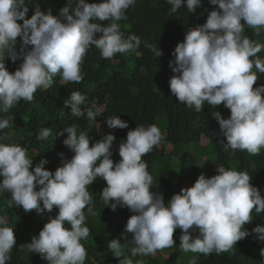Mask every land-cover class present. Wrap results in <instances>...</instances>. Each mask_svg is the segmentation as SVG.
I'll return each instance as SVG.
<instances>
[{
    "label": "clouds",
    "instance_id": "1",
    "mask_svg": "<svg viewBox=\"0 0 264 264\" xmlns=\"http://www.w3.org/2000/svg\"><path fill=\"white\" fill-rule=\"evenodd\" d=\"M135 2L67 0L53 15L50 8L42 11L36 0H0V113H9L21 100L31 102L37 89H47L57 75L62 83H80L84 77L81 66L91 47L98 49L102 58L111 59L117 53L135 52L143 43L159 58L162 52L156 44L135 34L125 36L121 30L119 21L127 19L126 11ZM166 2L170 16L182 7L193 13L202 5V0ZM208 2L218 7L208 12L203 24L188 28L174 48L169 89L180 103L198 113L205 104L215 109L223 104L230 115L222 118L219 111L212 115L226 140L221 141L225 151L259 155L264 149V84H254L258 73L264 74V56L259 55L264 52V42L249 38L245 29H252L257 37L264 32V0ZM29 4L34 5L30 18ZM6 58L13 62L20 58L21 63L9 72ZM85 101V95L72 91L64 103L72 115L86 117L90 126L96 125L104 110L82 112L80 106ZM12 121L13 115L0 116V132L12 127ZM105 122L111 129L128 127L118 115L108 116ZM63 131L67 133L63 144L73 155L64 159L60 153V165L54 171L43 166L46 160L33 166L26 148L6 143L11 140L9 133L0 135V193H10L9 206L22 207L25 213L34 210L37 215L58 210L48 217L38 235L24 244L25 251L39 254L47 264H84L87 252L81 241L90 235L84 210L87 208L90 216L97 214L87 186L98 177L106 182L100 192L105 206L113 211L117 206L127 207L132 213L121 233L124 243L118 239L108 243L114 257H123L118 264H134L132 257L173 248L177 228L181 230L180 250L185 253L208 256L229 252L250 235L245 225L264 213V196L250 183L251 176L219 164H213L215 175L201 173L192 185L185 183L190 187H182L167 202L161 193L150 191L154 177L142 157L166 138V131L161 132L156 124L138 125L127 134H117L125 140L119 144L121 159L116 162L111 158L113 134H104L90 146L88 132L78 133L75 125ZM181 132L174 137L179 138ZM50 136L51 128L42 127L37 139L48 140ZM168 145H162L167 159L177 160L173 146L168 150ZM251 232L264 242V224ZM126 233H131L130 247ZM15 243L12 227L0 216V264L10 260ZM126 247L130 256L124 253ZM260 254L264 258V247ZM188 264H197L196 256Z\"/></svg>",
    "mask_w": 264,
    "mask_h": 264
},
{
    "label": "trees",
    "instance_id": "2",
    "mask_svg": "<svg viewBox=\"0 0 264 264\" xmlns=\"http://www.w3.org/2000/svg\"><path fill=\"white\" fill-rule=\"evenodd\" d=\"M42 11L51 9L53 15H57L59 9L67 0H36ZM75 2V0H74ZM94 2V0H89ZM99 2V0H95ZM208 0H202L193 13H188L186 8L178 10L174 16L169 15L170 5L166 0H136L133 6L126 11L127 19L119 21L121 30L125 36L135 34L149 44H156L162 55L157 58L142 43L135 52L117 53L111 59L102 58L100 51L91 47L83 60L81 70L84 73L83 80L76 84L72 82L62 83L59 75L53 78V83L47 89H37L31 102L21 100L9 113H0V116L13 115L12 127L4 129L0 135L9 133L10 141L26 148L33 160V166L41 160H46L43 165L46 169L54 171L60 165V153L64 159H70L73 153L63 144L67 133L63 131L66 126L77 127L78 133L86 131L90 137V146L104 134L111 133L116 139L112 144V159L114 162L121 158L118 147L125 138L117 134H127L138 125L145 127L156 124L161 132L166 131V138L161 141L151 152L142 157L147 163V170L154 177V186L150 191L159 192L167 202L174 193H178L185 183L195 182L203 173L205 176L216 174L211 171L208 164L224 165L237 171H246L250 176V183L256 186L264 196V149L259 155H251L246 151H225L221 141L226 142L220 134L219 125L212 112L219 111L222 118L230 115V110L223 104L212 108L205 104L203 110L198 113L180 103L169 89V78L174 75L169 67V61L174 60L172 55L178 42L183 41L188 28L197 24H203L207 14L213 8ZM34 11V5H28L27 17L30 18ZM22 23V21H18ZM103 24V21H95ZM109 22H105L107 24ZM99 35V34H97ZM245 35L251 39L264 42V32L259 37L253 30L245 29ZM31 47V46H28ZM21 48L20 39L17 38L16 49ZM259 55L264 56V52ZM21 59L15 62L5 59V65L9 72L19 67ZM254 87L264 84V74H259ZM72 91H79L86 96L81 111L101 108L104 112L97 116L96 125L90 126L86 117H76L70 113V107L65 106V100L70 98ZM127 122V128L111 129L106 124L108 116H116ZM42 127L51 128V136L48 140L37 139ZM173 131V132H172ZM181 132L179 138L174 135ZM205 135L208 143L200 144L201 137ZM170 143L174 148L177 160H170L162 145ZM190 146V148H189ZM204 157V158H203ZM106 186L102 178H97L87 186L93 193V208L95 216H90L85 208V224L90 229V235L81 243L86 249L87 256L84 264H118L119 259L108 250V243L112 239H118L123 244L121 233L132 213L127 207L117 206L113 211L105 206L100 198V192ZM10 193H0V216H3L9 227H12L15 236V245L10 252V260L7 264H47L39 254L28 253L24 250V244L31 241V237L38 235L40 229L49 216H55L57 209L51 213L45 212L37 215L30 211L25 213L22 207L9 206ZM255 215V214H254ZM258 224H264V213L255 215L251 223L245 225L250 235L237 242L233 250L208 256L198 253H185L187 263L193 256L197 258V264H264L260 249L264 242L258 241L251 230ZM67 226V225H66ZM131 246V233H126ZM181 230L174 231L175 246L158 250L155 256L132 257L134 264H180ZM198 235L195 232L193 236ZM166 252L167 257L162 253ZM125 255L130 256L126 247Z\"/></svg>",
    "mask_w": 264,
    "mask_h": 264
},
{
    "label": "rangeland",
    "instance_id": "3",
    "mask_svg": "<svg viewBox=\"0 0 264 264\" xmlns=\"http://www.w3.org/2000/svg\"><path fill=\"white\" fill-rule=\"evenodd\" d=\"M207 141H208L207 138H202V139L200 140V144H203V145H204V144L207 143ZM167 149L170 150V149H171V145H168ZM203 158H204V157H203ZM207 166H208V168H209L211 171L216 170V167H215L212 163L208 164ZM184 187H190V184H185ZM191 234L194 235L195 232H192ZM156 254H157V252H156L154 255H152V256H155ZM162 255H163V257H167V253H166V252H163ZM186 258H187V257H185V252H182V254H181V259H179V263H180V264H186V263H187V259H186Z\"/></svg>",
    "mask_w": 264,
    "mask_h": 264
}]
</instances>
